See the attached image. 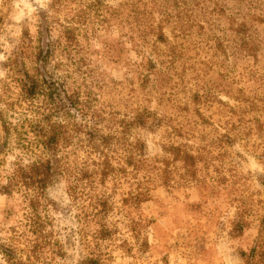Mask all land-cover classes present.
<instances>
[{"label":"rangeland","instance_id":"1","mask_svg":"<svg viewBox=\"0 0 264 264\" xmlns=\"http://www.w3.org/2000/svg\"><path fill=\"white\" fill-rule=\"evenodd\" d=\"M46 44L64 106L15 82ZM45 106L69 139L33 210L2 124ZM0 109V264H264V0H0Z\"/></svg>","mask_w":264,"mask_h":264},{"label":"trees","instance_id":"2","mask_svg":"<svg viewBox=\"0 0 264 264\" xmlns=\"http://www.w3.org/2000/svg\"><path fill=\"white\" fill-rule=\"evenodd\" d=\"M58 1L60 2V0H55V3ZM146 13L148 16L150 11H146ZM162 14L165 15V17L169 16L166 10H163ZM148 18L149 21H153L150 16H148ZM150 24L152 25V23ZM159 28L161 29V24L159 25ZM64 29L67 34V38L70 40L74 39V37L70 35L73 32L74 27L64 26ZM159 32L160 35H162V31ZM50 51V46L47 44L45 48L39 46L38 51L35 54V60L38 63L36 73L38 74H31L28 71L23 70L22 72L19 71L18 76L15 77V82H17L18 87H20L22 92L21 101L33 99L38 94L42 93L45 95L48 105H55L56 101L62 103L63 106L65 105V101H63V96L66 95L65 91L62 90L55 82V78L52 73L44 71L46 58L50 54ZM66 97L67 95L65 98ZM69 103L74 107V105L78 102L76 100L69 101ZM12 104L14 103H9L7 100L6 105L11 106ZM52 111L53 110H48L47 106H45L41 112H37L36 118L30 120V123L27 124L28 127L26 126L24 120L19 121L16 124H10L9 122L3 121L2 124L3 132L7 139L11 136V134H13V137L16 139V144L21 150L23 149L30 152H36L38 154L37 158L31 160L29 163L23 164L18 161L14 162L13 168L5 176L6 183L1 186V190L5 193H9L13 190L21 191L25 199L28 200L30 208L33 210H36V206L39 202L38 200L53 180V176L55 174L54 165L58 162L57 151L59 149V145L66 143L69 139V133L67 132L66 127L62 123L52 120ZM2 115L3 111L0 109V118H2ZM112 138L113 136L109 133L104 134L98 132L97 138L95 139H98L101 143L106 144L108 143V140H111ZM173 149L178 150V147ZM178 155L179 154H176V157H178ZM182 157L184 160H191L193 158L192 154L187 152H184ZM102 158L105 160L103 162L106 163L108 160L107 154H103ZM132 159L133 158L129 156L127 163L132 165V168L135 169L137 168V165L133 164L134 160ZM110 171L111 167L108 163H106V166H104V169L99 172V174L106 175ZM139 195V198L144 196L141 192ZM253 251H255L254 248ZM260 255L264 258V246L263 249L260 250ZM85 264H100V261L94 258H88L85 261Z\"/></svg>","mask_w":264,"mask_h":264}]
</instances>
